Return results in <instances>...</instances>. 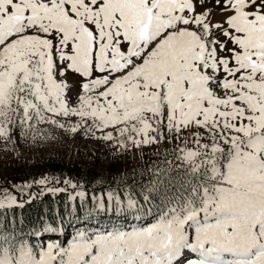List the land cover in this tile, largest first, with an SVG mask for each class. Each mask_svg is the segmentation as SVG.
Listing matches in <instances>:
<instances>
[{
    "label": "snow or ice",
    "instance_id": "1",
    "mask_svg": "<svg viewBox=\"0 0 264 264\" xmlns=\"http://www.w3.org/2000/svg\"><path fill=\"white\" fill-rule=\"evenodd\" d=\"M52 129L114 158L174 144L176 176L136 194L121 174L85 220L0 228V264H264V0H0V143ZM34 185L88 196L42 176L0 188V215Z\"/></svg>",
    "mask_w": 264,
    "mask_h": 264
},
{
    "label": "rangeland",
    "instance_id": "2",
    "mask_svg": "<svg viewBox=\"0 0 264 264\" xmlns=\"http://www.w3.org/2000/svg\"><path fill=\"white\" fill-rule=\"evenodd\" d=\"M51 132L58 137L57 140L32 142L30 139H21L17 131L14 133V151H6L0 143V188H11L14 184L38 180L42 176H58L63 180L66 177L60 171L64 170L58 168L57 164L66 168L67 172H64L71 175L92 170L101 175L111 165L118 170H133L158 160L163 161L166 155L173 157L171 152L174 144L161 146L158 151L154 147H147L142 152L134 149L114 158V149L108 143L86 138L80 133L68 136L56 129ZM73 180L78 182L77 179ZM58 186L63 187V184ZM31 191L38 195L40 188L34 185ZM68 231L71 232L72 229L69 228Z\"/></svg>",
    "mask_w": 264,
    "mask_h": 264
},
{
    "label": "trees",
    "instance_id": "3",
    "mask_svg": "<svg viewBox=\"0 0 264 264\" xmlns=\"http://www.w3.org/2000/svg\"><path fill=\"white\" fill-rule=\"evenodd\" d=\"M163 161L158 160L152 164H145L137 169L118 170L115 166L111 165L101 175H98L95 171H88L83 174L79 172L76 175L65 173L66 168L57 164L60 168V174L63 177L77 179L78 184H83L84 190L88 193L83 204L79 201V198L74 204L67 199L65 193H59L53 196L51 193L44 195H36L37 198L31 200L30 203H26L21 208H14L8 211V215L5 217L0 215V228L14 231L17 235L23 237L30 233L34 228H39L45 221H53L57 214L65 217L67 223L68 220L76 222V218L79 217L81 220L88 218L89 213L96 215L97 210L94 208V202L91 199L93 194L97 196L102 193H106L107 190L115 188V180L121 178V174H124L127 186L131 189H135V193L138 194L142 187L149 184L154 178L153 169L171 168V175L176 176L175 164L176 161L173 157L166 155ZM171 161V164L168 163ZM67 172V170H66ZM64 186V185H63ZM121 184V187H124ZM71 191V189H69ZM163 191V189H161ZM43 239L48 240V236H44Z\"/></svg>",
    "mask_w": 264,
    "mask_h": 264
}]
</instances>
